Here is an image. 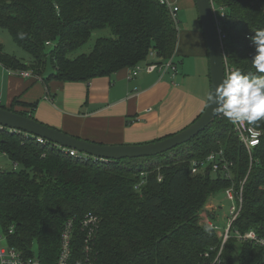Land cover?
Here are the masks:
<instances>
[{
    "label": "trees",
    "instance_id": "obj_1",
    "mask_svg": "<svg viewBox=\"0 0 264 264\" xmlns=\"http://www.w3.org/2000/svg\"><path fill=\"white\" fill-rule=\"evenodd\" d=\"M214 1L226 9L223 29L231 71L259 75L251 61L255 46L247 35L264 27V0ZM106 29L110 34L97 37L88 53L73 56L96 31ZM0 31L30 57L24 61L10 54L0 41L5 67L42 73L50 47L51 77L87 82L145 62L153 50L161 62L174 59L179 36L160 0H0ZM251 125L263 137L250 172L249 153L225 117L170 151L120 160L82 159L23 132L0 129V148L20 164L18 170L0 173V224L10 245L26 254L35 255L36 242V256L45 264L56 262L65 223L74 219L78 224L89 212L100 218L94 264H207L210 259L203 253L218 249L221 241L214 230L204 231L198 215L216 192L232 184L240 190L248 172L234 227L264 235V119ZM220 150L234 160L232 177L213 172L210 165L192 173L193 160ZM76 234L74 253L81 262L83 240ZM236 243L231 239L226 244L225 264H264L263 249ZM237 246L240 253L232 256Z\"/></svg>",
    "mask_w": 264,
    "mask_h": 264
},
{
    "label": "crops",
    "instance_id": "obj_2",
    "mask_svg": "<svg viewBox=\"0 0 264 264\" xmlns=\"http://www.w3.org/2000/svg\"><path fill=\"white\" fill-rule=\"evenodd\" d=\"M178 4L175 73L156 70L130 78L131 68L124 67L87 82L61 81L51 77L53 69L47 76L42 72L41 80L11 74L0 62V105L101 144H143L185 129L208 104L211 72L195 0Z\"/></svg>",
    "mask_w": 264,
    "mask_h": 264
},
{
    "label": "built area",
    "instance_id": "obj_3",
    "mask_svg": "<svg viewBox=\"0 0 264 264\" xmlns=\"http://www.w3.org/2000/svg\"><path fill=\"white\" fill-rule=\"evenodd\" d=\"M160 3L169 9L172 19L175 22L176 26L178 27L180 24V20L178 16L180 11V6L178 4V0H160ZM212 4L214 8L217 31L219 34V38L225 56L226 74H227L230 73L232 69L229 66L228 57L225 49L227 33L223 29V25H224V20L226 18V9L223 7H218L214 0H212ZM262 6H263L262 11L264 13V4ZM249 36L250 35H247V37ZM47 44H50V42H48ZM250 45H253V43L250 42ZM156 70H159L163 74L167 73L168 71L175 73L177 70V64L173 58L163 62L159 61L157 58V52L153 50L150 52L147 61L139 63L131 68L130 78L135 77L142 72H154ZM9 71L11 74H15L27 78H38L42 80V73L37 72L32 68H27V69L9 68ZM218 117H223V115L219 114ZM233 126H234V131L238 136V139L246 147V150L249 153L250 156L249 172H250L251 169L253 168L254 163L257 162V158L255 159L254 153L256 148L261 144L263 132L247 122H244L242 124H233ZM3 128L6 127L0 126V129ZM9 130L13 131V129H9ZM24 135L27 136L28 138L29 136H33L41 144L51 143L57 145L60 148H62V150L68 152L70 155L75 157H79L82 159H88V157H93L86 153L79 152L78 150L52 143L40 136H35L28 133H24ZM0 158H5L10 163V164H3V162H0V173L7 170L15 171L20 169V164L12 160L9 153L5 149L0 148ZM208 165L212 166L213 172L221 173L225 178H230L233 176V167L235 165L234 160L231 158H227V156L224 155V152L222 150L213 151L204 159L193 160L192 173L196 174L200 171L201 167L205 168ZM249 172L245 177V179L241 181L240 190L238 191L235 190V184H232L224 189L226 200L227 202L229 201L230 203L229 210L225 211V213H227L226 215L227 220H226V226L224 228H222L220 223L215 221L213 217L210 216L211 213H214L213 209L217 208L215 206V198H213L214 195H212L209 198L208 202L205 204L204 208H202V210L199 213V216H201L202 221L204 220V218H206V220H204L205 223H210L213 225V230L217 233V235L221 239V245L218 249L211 248V250H207L206 252L203 253L204 258L210 259V261L207 264H225L223 252L225 245L231 239H235L238 243H250L264 250V235L259 234L255 229H250L245 232H242L234 227L235 222L240 216L243 207V186L246 183ZM221 211H223V209H221ZM99 225H100V218L97 214L93 212L87 213L80 220L78 224L75 223L74 219L68 220L65 223L61 233L60 247L55 264H94L92 252H93V245ZM221 229H223L222 233L221 232L219 233L218 231H220ZM13 230H14V226L11 227L9 233H12ZM77 232L78 234L82 235V240H83L84 260L81 262L76 261V257L74 253V244H75ZM3 235L5 236V238L9 243L8 235L6 233L4 234L0 233V264H45L40 257L36 255H28L22 250H19L18 248L11 246L10 243L8 247L2 246L1 241L3 240ZM214 251H216V253L212 254V252Z\"/></svg>",
    "mask_w": 264,
    "mask_h": 264
},
{
    "label": "water",
    "instance_id": "obj_4",
    "mask_svg": "<svg viewBox=\"0 0 264 264\" xmlns=\"http://www.w3.org/2000/svg\"><path fill=\"white\" fill-rule=\"evenodd\" d=\"M209 51L211 91L226 75V61L217 31L212 0H195ZM209 101L203 113L185 129L156 141L143 144L109 145L70 135L37 119L0 105V126L40 136L61 146L78 150L103 160L150 157L170 151L191 141L218 117Z\"/></svg>",
    "mask_w": 264,
    "mask_h": 264
},
{
    "label": "clouds",
    "instance_id": "obj_5",
    "mask_svg": "<svg viewBox=\"0 0 264 264\" xmlns=\"http://www.w3.org/2000/svg\"><path fill=\"white\" fill-rule=\"evenodd\" d=\"M248 39L255 46L251 61L259 75H246L240 70H233L207 96L212 112L222 114L233 124L247 122L251 125L264 119V27L255 29L254 35ZM201 227L205 232L213 230L210 223Z\"/></svg>",
    "mask_w": 264,
    "mask_h": 264
},
{
    "label": "rangeland",
    "instance_id": "obj_6",
    "mask_svg": "<svg viewBox=\"0 0 264 264\" xmlns=\"http://www.w3.org/2000/svg\"><path fill=\"white\" fill-rule=\"evenodd\" d=\"M194 2V1H193ZM196 12L198 13V10H197V6L195 8ZM219 12V10H218ZM110 30L106 29V30H101V31H96L92 37V39L78 52L74 53L73 56H76L78 54H80L81 52H86L88 53L93 45L95 44V41L97 39V37L101 36V35H106L108 36L110 34ZM0 41L4 44V48L10 53V54H13L15 56H17L18 58L20 59H23L24 61H29L30 60V57L29 55L24 52L20 47H18L12 40L11 36L5 32V31H0ZM51 48L48 47L47 48V60H46V63H45V66H44V70H43V74L44 75H49L52 70L54 69L53 68V63H52V59H51ZM166 74V73H164ZM204 138H200L198 141L200 140H203ZM191 146V145H190ZM189 146V148H190ZM0 162H3V164H10L5 158H0ZM213 198H215V206L217 208H214V213H211L210 216L213 217V219L217 222L220 223V225L222 226V228H224L226 226V215L227 213H225V211H228L229 208H230V203L229 201L227 202L226 200V197H225V194H224V191L223 190H220L218 192H216V194L213 196ZM224 204L225 205V210L221 211V208L219 207V204ZM204 208V207H203ZM204 220H206V218H204ZM202 221L201 219V216L198 215V222L200 224V226L202 224L205 223V221ZM203 222V223H202ZM222 230L221 229L220 231H218L219 233L221 232L222 233ZM0 233L4 234V228L3 226L0 224ZM221 241V239H220ZM1 244L2 246L4 247H8L9 246V243L7 241V239L5 238V236L3 235V240L1 241ZM221 245V244H220ZM236 245H239L238 243H236ZM226 246V245H225ZM239 246H237L235 248V250L232 252V256L236 254V251L238 253H240V248L237 249ZM225 249V248H224ZM32 251L35 255H38L39 254V248H38V245L37 243H33L32 244Z\"/></svg>",
    "mask_w": 264,
    "mask_h": 264
}]
</instances>
